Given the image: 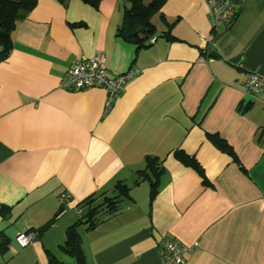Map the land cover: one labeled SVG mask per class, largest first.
<instances>
[{
	"label": "crops",
	"instance_id": "crops-1",
	"mask_svg": "<svg viewBox=\"0 0 264 264\" xmlns=\"http://www.w3.org/2000/svg\"><path fill=\"white\" fill-rule=\"evenodd\" d=\"M229 2L231 25L212 31L202 0H167L176 40L155 15V43L138 48L116 37L121 0H36L0 62V264H77L61 250L73 225L84 264H162L163 237L185 250L182 264H264V100L242 87L264 74V0ZM96 53L114 75L140 71L109 110L103 89L60 87ZM147 157L160 169L153 200L137 176ZM119 183L128 196L88 230V208ZM26 231L36 237L20 250Z\"/></svg>",
	"mask_w": 264,
	"mask_h": 264
},
{
	"label": "trees",
	"instance_id": "trees-1",
	"mask_svg": "<svg viewBox=\"0 0 264 264\" xmlns=\"http://www.w3.org/2000/svg\"><path fill=\"white\" fill-rule=\"evenodd\" d=\"M84 4L96 9L101 0H80ZM124 5L122 8V18L120 25L116 29V37L122 41L135 45L138 48H144L149 45V38L154 35V29L151 25V19L155 15H160V20L166 27L165 37L169 41L176 40L170 35V30L173 28V24H167L164 17L161 14V8L167 0H121ZM36 0H0V62L6 60L13 48L12 34L16 29L17 24L23 20L28 13L35 6ZM209 57L214 58L213 51L206 53ZM207 138L219 149L225 151L226 154L233 157V153L226 144L221 143L213 136H207ZM174 156L178 158L186 166H190L197 170V164L195 161L182 152L176 151ZM147 172H138V179L148 180L151 188L150 199L156 195V185L159 176L160 169L157 166V159L147 157L145 160ZM117 191V197L104 198L102 205L88 208L86 214L87 229H93L102 220L101 218L109 216L116 212V204L120 197L128 196V189L122 184L115 186ZM91 199H87L84 203L90 204ZM102 213L100 219L96 218L99 210ZM75 226L69 227L66 231V240L61 247V250L67 255L74 258L77 264H84V258L80 247V238L78 237ZM6 246V241L1 242L0 249Z\"/></svg>",
	"mask_w": 264,
	"mask_h": 264
},
{
	"label": "built area",
	"instance_id": "built-area-1",
	"mask_svg": "<svg viewBox=\"0 0 264 264\" xmlns=\"http://www.w3.org/2000/svg\"><path fill=\"white\" fill-rule=\"evenodd\" d=\"M206 7L207 18L212 31H224L231 25L234 15L229 0H202ZM155 38L149 40L153 45ZM140 71L130 70L120 75L112 74L106 67V58L102 53H96L88 59L73 63L63 75L60 87L66 91H80L99 88L106 92L105 109L111 108L114 100L122 93L126 83L137 77ZM244 91L251 97L264 100V74L257 70L247 74L242 83ZM69 200L65 193L59 195L63 204ZM34 231L18 233L15 244L23 250L35 239ZM185 250L174 239L163 237L158 241V253L162 264H182Z\"/></svg>",
	"mask_w": 264,
	"mask_h": 264
},
{
	"label": "rangeland",
	"instance_id": "rangeland-1",
	"mask_svg": "<svg viewBox=\"0 0 264 264\" xmlns=\"http://www.w3.org/2000/svg\"><path fill=\"white\" fill-rule=\"evenodd\" d=\"M152 21H157V18L155 17V18H153V20Z\"/></svg>",
	"mask_w": 264,
	"mask_h": 264
}]
</instances>
